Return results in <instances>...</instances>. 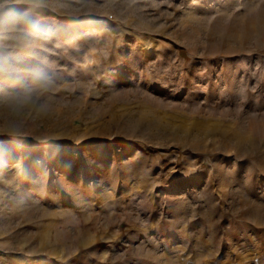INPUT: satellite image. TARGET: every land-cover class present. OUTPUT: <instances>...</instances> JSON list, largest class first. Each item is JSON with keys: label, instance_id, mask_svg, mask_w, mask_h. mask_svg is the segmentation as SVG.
<instances>
[{"label": "rangeland", "instance_id": "374dc122", "mask_svg": "<svg viewBox=\"0 0 264 264\" xmlns=\"http://www.w3.org/2000/svg\"><path fill=\"white\" fill-rule=\"evenodd\" d=\"M11 10L0 264H264V0Z\"/></svg>", "mask_w": 264, "mask_h": 264}, {"label": "clouds", "instance_id": "9594fccd", "mask_svg": "<svg viewBox=\"0 0 264 264\" xmlns=\"http://www.w3.org/2000/svg\"><path fill=\"white\" fill-rule=\"evenodd\" d=\"M21 2H28V0H21ZM5 19L9 20L13 24L30 23L27 13L17 12L15 10L8 12L0 11V23H3Z\"/></svg>", "mask_w": 264, "mask_h": 264}, {"label": "bare ground", "instance_id": "6f19581e", "mask_svg": "<svg viewBox=\"0 0 264 264\" xmlns=\"http://www.w3.org/2000/svg\"><path fill=\"white\" fill-rule=\"evenodd\" d=\"M74 149H75V147H73V146H72V147H70V148H69V152H67V153H66V156H67V155H69V154H71V153H72V151H73Z\"/></svg>", "mask_w": 264, "mask_h": 264}]
</instances>
